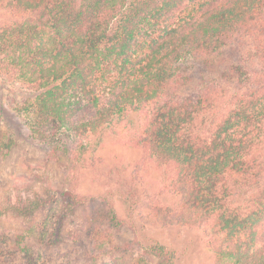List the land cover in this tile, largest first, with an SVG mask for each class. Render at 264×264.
<instances>
[{"label": "trees", "instance_id": "obj_1", "mask_svg": "<svg viewBox=\"0 0 264 264\" xmlns=\"http://www.w3.org/2000/svg\"><path fill=\"white\" fill-rule=\"evenodd\" d=\"M1 2L25 15L0 28V77L33 94L19 106L9 104L28 117V137L46 144L52 160L62 133H97L114 116L150 106L141 142L178 199L179 213L159 200L143 203L124 179L97 197L70 186L58 194L44 188L8 197L0 202V220H18L23 228L0 231V264H45L42 250L81 241L91 252L88 264L112 255V263L99 264H175L176 252L153 238L135 263L123 259L134 256L137 240L117 244L112 231H133L135 213L151 227L170 218L204 226L219 264H264V0ZM235 43L245 47L243 61L224 75L226 85L205 81L193 95H182L190 80L178 64ZM88 110L89 118L74 120ZM12 142L0 139V158ZM89 201L88 227L65 233Z\"/></svg>", "mask_w": 264, "mask_h": 264}, {"label": "rangeland", "instance_id": "obj_2", "mask_svg": "<svg viewBox=\"0 0 264 264\" xmlns=\"http://www.w3.org/2000/svg\"><path fill=\"white\" fill-rule=\"evenodd\" d=\"M22 17L25 15H17L5 2L0 3V28L20 21ZM244 48L243 45L239 48L235 43L205 60L188 58L178 64L180 72L190 80L181 88L182 95H193L196 88L205 81L226 85L222 78L233 64L243 61L241 52ZM229 74L232 78L228 86L232 87L233 76L236 75L234 72ZM32 96L22 84L3 82L0 77V139L11 138L13 141L8 153L0 158V202H5L8 197L16 199L18 195L41 192L44 188L58 194L68 186L75 187L78 194L97 197L99 193L117 188V180L124 179L139 191L143 203L155 206L156 200H159L160 206L173 209L174 214L179 213L178 199L165 189L162 170L147 154L141 142L151 115L150 106L130 108L114 116L97 133H62L57 141V156L50 160L49 147L28 137V117L9 106L11 99L15 106H19ZM78 118H89V110L77 113L74 120ZM93 206L90 201L82 206L75 213L73 224L65 226V233L85 230ZM116 207L119 214L124 216V208L119 202ZM140 212L144 214L145 210ZM42 215H38L35 220L39 221ZM169 220V224L151 227L142 223L138 213L132 214L133 231L128 227L112 231L117 244L137 240L134 256H123V259L135 263L142 248L153 238L176 252L175 264H219L214 253L206 246L203 225V228L181 226L173 219ZM22 228L23 224L18 220L9 217L0 220V231L7 234L19 232ZM90 253L89 246L81 241L75 246L65 244L46 248L40 252V256L45 264H88ZM115 257L101 256L95 263H112Z\"/></svg>", "mask_w": 264, "mask_h": 264}]
</instances>
